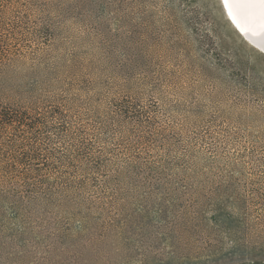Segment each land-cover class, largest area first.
Segmentation results:
<instances>
[{"label":"rangeland","instance_id":"rangeland-1","mask_svg":"<svg viewBox=\"0 0 264 264\" xmlns=\"http://www.w3.org/2000/svg\"><path fill=\"white\" fill-rule=\"evenodd\" d=\"M5 1L2 91L68 130L1 187L0 264H264V53L220 0Z\"/></svg>","mask_w":264,"mask_h":264},{"label":"trees","instance_id":"trees-1","mask_svg":"<svg viewBox=\"0 0 264 264\" xmlns=\"http://www.w3.org/2000/svg\"><path fill=\"white\" fill-rule=\"evenodd\" d=\"M9 3L0 0V189L13 184L32 188L41 181L32 173L49 166V157L39 152L46 151L52 134L68 130V121L59 101L25 99L12 89L2 91L5 81L1 71L12 57L25 54L11 41V24L3 16Z\"/></svg>","mask_w":264,"mask_h":264},{"label":"bare ground","instance_id":"bare-ground-1","mask_svg":"<svg viewBox=\"0 0 264 264\" xmlns=\"http://www.w3.org/2000/svg\"><path fill=\"white\" fill-rule=\"evenodd\" d=\"M220 2L223 6H225L224 0H220ZM226 9L228 12L227 14L231 18L236 28L240 31V33L246 39L255 44L260 52L264 53V22H261L258 16L255 19L245 20L239 15H230L228 8ZM254 11L256 13H259L260 6L257 5Z\"/></svg>","mask_w":264,"mask_h":264},{"label":"snow or ice","instance_id":"snow-or-ice-1","mask_svg":"<svg viewBox=\"0 0 264 264\" xmlns=\"http://www.w3.org/2000/svg\"><path fill=\"white\" fill-rule=\"evenodd\" d=\"M224 4L230 15H239L245 20L255 19L258 16L260 21L264 22V0H224ZM257 5L260 6L259 13L254 11Z\"/></svg>","mask_w":264,"mask_h":264},{"label":"water","instance_id":"water-1","mask_svg":"<svg viewBox=\"0 0 264 264\" xmlns=\"http://www.w3.org/2000/svg\"><path fill=\"white\" fill-rule=\"evenodd\" d=\"M224 8H225V13L227 14L228 12H227V9H226V7L225 6H223ZM228 16V18H229V20L232 22V20H231V18L229 17V15H227ZM233 23V22H232Z\"/></svg>","mask_w":264,"mask_h":264}]
</instances>
